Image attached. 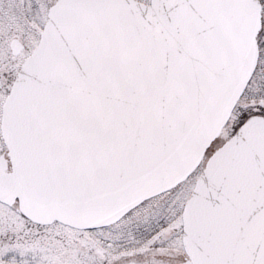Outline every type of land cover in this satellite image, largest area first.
Wrapping results in <instances>:
<instances>
[{"label": "snow or ice", "instance_id": "obj_1", "mask_svg": "<svg viewBox=\"0 0 264 264\" xmlns=\"http://www.w3.org/2000/svg\"><path fill=\"white\" fill-rule=\"evenodd\" d=\"M0 264H264V0H0Z\"/></svg>", "mask_w": 264, "mask_h": 264}]
</instances>
